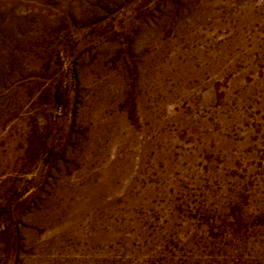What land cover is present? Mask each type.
<instances>
[{
    "label": "rangeland",
    "instance_id": "obj_1",
    "mask_svg": "<svg viewBox=\"0 0 264 264\" xmlns=\"http://www.w3.org/2000/svg\"><path fill=\"white\" fill-rule=\"evenodd\" d=\"M0 264H264V0H0Z\"/></svg>",
    "mask_w": 264,
    "mask_h": 264
}]
</instances>
